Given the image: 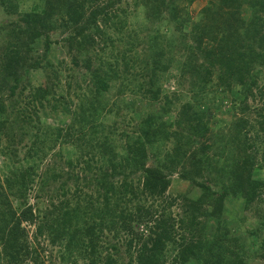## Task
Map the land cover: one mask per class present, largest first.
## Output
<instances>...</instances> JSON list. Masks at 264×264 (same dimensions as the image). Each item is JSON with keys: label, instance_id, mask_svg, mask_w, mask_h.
I'll use <instances>...</instances> for the list:
<instances>
[{"label": "trees", "instance_id": "obj_1", "mask_svg": "<svg viewBox=\"0 0 264 264\" xmlns=\"http://www.w3.org/2000/svg\"><path fill=\"white\" fill-rule=\"evenodd\" d=\"M28 1L0 0V8L8 17L0 22V30L9 38L4 45L6 70L10 71L24 59L27 54L24 51L26 41L35 43L40 38L43 39L45 50H51L53 45L63 46L76 67L81 64L91 70L92 60L93 63L102 61L101 41L98 38L106 34L108 21L112 22L114 16L119 19L112 9L122 11L116 7L121 0H108L98 4L97 0H34L32 6L26 9ZM131 2L134 10L142 12L144 25L154 27L153 37H157L161 28L171 21L180 27L182 41L192 39L195 42L183 44L187 54V63L183 66H186V71L194 74L193 95L207 109V105L215 99L221 102L227 99V95L235 115L224 129L208 136L209 129L204 123L205 111L198 113L190 104L183 108L180 118L172 122L161 121L169 109H165L162 114L151 111L141 119L137 137H128L126 145L121 146L124 149L122 165L119 163L117 173L112 172V180L124 176L123 168L129 167L132 172L128 171L127 177L139 172L141 187L128 185L126 176L119 186L112 185L108 181L107 168L100 181L110 185L106 190L111 195L105 194L106 203L101 212L111 218L109 228L114 237L120 232L130 235L129 239H125L127 248L133 241H137L135 256L132 260L129 257L128 261L112 245L103 251H97L99 239L80 233L83 227L93 231L94 223L89 225L85 219L98 215L99 209L91 201L87 203V209L81 211L82 205L78 201L80 195L77 193L81 191L78 187L74 189L72 199L63 198L56 204L51 199L48 200V206L43 208L39 206L42 203H37L35 208L28 204V192L33 190L34 184L38 187L34 198L48 199L43 193V176L40 174V183H35L34 176L43 157L53 147V139L43 142V138L46 133H60V129L55 130L47 125L37 126L42 138L37 132L31 135L30 138L34 140L26 143L24 153L19 151L22 156L16 153L13 142L2 146L3 156L18 165L9 171V177L0 188V264H23L30 258L28 256L31 249L27 246L23 222L33 225L36 222L35 238L44 236L51 245L60 244L69 255L71 253L68 250L80 245L84 249L78 255L87 258L89 264H247L250 248L254 254L264 258V178L255 177V171L259 167L264 169V104L258 105V102L263 103L264 97V85L260 84V80L264 78V23L258 16L260 13L264 14V0H209L196 16V21L186 8L180 6L184 2L189 4L192 0ZM243 7L256 8L246 20L242 19ZM113 24V27L120 29L118 32L124 28L123 23ZM186 25L189 26V31L181 28ZM57 31L61 35L53 43L50 34ZM171 34L175 37V31ZM176 37L179 38L178 35ZM175 41L176 38L170 39L163 45L153 42L160 49L153 54L154 60L161 57V54L175 52ZM73 50L77 54L73 55ZM200 60L202 62L199 63ZM155 67L156 65L151 70ZM49 68L55 76L63 74L61 69H65L60 63L54 64L52 61L49 62ZM20 72L25 75L28 73L26 69L18 71L17 68L10 75L0 78V131L7 125H16L18 120L27 122V113L14 110L8 112L5 109L3 97L6 90L8 98H12L18 89L21 92L23 88H20ZM45 78L50 79L48 76ZM106 82L104 79L90 80L92 91L77 97L76 102L72 101L70 90L66 87L68 81L66 86L61 83L53 85L51 100L46 99L48 91L45 87L28 96L33 100L40 98L47 104L53 102L48 105L51 113H44L46 118L61 120L75 106L72 121L65 129L63 143L70 142L73 147L83 151L85 147H97L99 141L98 145L104 146L102 152L107 154L110 148L108 141L111 132L114 133L111 128L118 124V120L109 127L98 123L99 119L103 120L100 97L107 89ZM153 85L152 75L149 81L138 82L137 85L138 90L145 89L150 93L151 104L160 95L159 90L152 89ZM39 104L41 107L45 106L43 103ZM122 114L123 112L118 114V118ZM143 141L154 152L151 154V165H147L148 153ZM113 160L110 159V163ZM67 164L70 166L71 161H67ZM173 173H178L181 180L200 190L198 198L186 199L183 205L184 218L176 224L166 213L165 201H161L166 198ZM60 177L62 174L59 172L50 174L52 182H57ZM69 179L70 175L66 174V181L59 184V190L65 192L64 196L70 194V190L67 191ZM212 185L217 189H213ZM158 199L160 202L156 201L158 203L154 204V200ZM234 199L240 200L242 208L250 210L255 220L245 238L234 234L229 221L222 219L226 202ZM134 201L136 202L133 203ZM88 212L92 215L89 216ZM117 212L120 213L119 216H116ZM73 216L82 218L81 222L72 225L70 220ZM142 219L153 224L146 238L133 230L132 222ZM209 224H213L215 229L207 237L206 229ZM175 225L184 229L188 237H181L180 241L175 242L172 238ZM234 226L236 232L240 230L238 225ZM171 242L172 245L169 244ZM35 250L33 249L32 254L35 255L34 261H37Z\"/></svg>", "mask_w": 264, "mask_h": 264}, {"label": "rangeland", "instance_id": "obj_2", "mask_svg": "<svg viewBox=\"0 0 264 264\" xmlns=\"http://www.w3.org/2000/svg\"><path fill=\"white\" fill-rule=\"evenodd\" d=\"M33 1L34 0L28 1L26 9L32 6ZM104 1L108 0H97V4L104 3ZM208 1L209 0H192L189 4L186 3V1L180 6L186 8L188 14L195 18L194 20L196 21V16H198V13ZM92 4L94 5V1H92ZM116 7L120 8L123 12L112 9L114 11L113 14L118 16L119 19L114 16L112 22L108 21V29L104 28V30L107 29L106 34L102 38H98L101 41L100 49H102V51L100 55L102 61L93 63L92 60L91 70L81 66V64L76 67L71 60L72 57L67 55L63 46L56 47L53 45V47L51 46V50H45L42 38L35 43L26 41L24 43L26 46L24 51H27V54L24 59L20 60L19 64L14 65L10 71L6 70L4 65L7 63V58L5 57L6 46L4 45L5 41L8 42L9 38L4 35L5 32L0 30V78L10 75V73H13L17 68L18 71L24 69L28 71L26 75L21 72L19 73V75L22 76V87L20 88L23 89L21 92L20 89H18L12 98L6 96L7 90L5 95H3L5 98V109L8 112L12 110L25 112L28 117L27 122L22 123L18 120L16 125H7L6 128L0 131V188L4 186L5 180L9 177V171L14 170L18 165L15 161L8 160L7 157L3 156L2 146H6L10 142H13V146H15L17 150L16 153L22 156L19 154V151L24 153L27 147L26 143L28 144L34 140V138H30L31 135L37 132L42 138V134H39L40 130L37 131V126L47 125L55 130L60 129V133L59 131L46 133V136L43 138L45 139L43 142L53 139V141H51L53 147L51 151L43 157L34 176L35 183H40V174L43 176L45 182L43 193L48 199L42 198L38 200L34 198L38 188L36 184H34L32 187L33 190L28 192V204L32 206V208H35L37 203H42L39 204V206L43 208L48 206V200L51 201V199L55 204L63 198L72 199L75 193L74 189L78 187L81 191L77 192L80 195L78 201L79 204L82 205L81 211L84 209L86 210L88 206L87 203L91 201L96 205V208L98 207L99 209L98 215L93 216L91 212H88L89 216L90 214L92 215L91 219L87 217L85 219L89 225L94 223L95 227L93 226V231L85 230V227H83L80 233L90 234L93 238L99 239L100 243L97 251H103L107 246L112 245L122 253L123 259L126 258L128 261L129 257L132 260L135 256L137 241H133V244L127 248L125 239H129L130 235L127 234V232H120L114 237V233L110 232L111 230L109 228L112 224L111 218H109L108 214L105 212H101V210H104V204L106 203L104 201L105 196L111 195V193L106 190L110 185L102 184L100 181L105 170L108 168V181L115 186H119L122 183L124 176L127 177L126 174L128 171L132 172L129 167H124V176H119L112 180V172L117 173L120 168L119 163L122 165L121 158L124 156V149H122L121 146L124 147L126 145L125 141L128 137H137V127L141 119L151 111L155 112V114L156 112L162 114L165 109H169L167 114L161 118V121L172 122L173 120L179 119L184 110L183 108L187 104H190L198 113H203L205 111L204 123H206L209 129L208 136L224 129L226 123L234 117L235 112L231 109L230 97L227 95V99L225 98L221 102L215 99L213 103L206 104L208 109L205 107L204 103H199L197 101L192 93L194 74L191 73V71H186V66H183L187 63V54L183 48V44H195V42L192 41V39L182 41L180 27L175 22L170 21L168 24H165L166 26L161 28L160 34L157 37H153L152 35L155 32L154 27L144 25V19L141 17L142 12L134 10L131 0H121L116 4ZM255 9L256 8L249 9L248 7H243L242 19L246 20ZM258 16L260 17V21L264 23V14L260 13ZM6 18H8L7 15L0 8V22ZM13 18L16 17L13 16ZM113 23H118V25L123 23L124 28L121 29V32H118L117 30L120 29L113 27ZM145 24L147 23L145 22ZM181 28L185 31H189L190 29L188 25ZM172 31H175V37L171 34ZM59 33L60 32L57 31L50 34L53 43L59 40L61 35V33ZM177 35L179 38L176 37ZM175 38V45H177L175 52L171 51L161 54V57L158 56V58L154 60L153 54L160 50L159 46H155L154 43L156 44V42H158L160 45H163L170 39L174 40ZM127 48L130 50L125 51ZM72 54H77V52L73 50ZM196 55H198V53ZM51 61L52 63L54 62V64L60 63L61 66L65 67V69H61L63 70V74L61 73V75L58 76L52 74V69L49 68V62ZM36 62H38V64H36ZM145 62H148V64H145ZM198 62L200 63L202 61L200 60ZM155 65L156 67L154 70H151ZM151 75L152 81L154 82L152 89L159 90L160 94L158 100L155 101L154 104L150 102V93L146 92L145 89L144 91L143 89L138 90L139 88L137 86L138 82L145 83L149 81ZM47 76L50 79L45 78ZM97 79H104L107 81V89L105 92H102L100 97L102 101L100 111L103 120L101 121L99 119L98 123L101 126L104 125L109 127L118 120V124L111 128L114 133L111 132L112 136L110 135L108 141L110 148L107 154L102 152L104 146L98 145L99 141H97V147H85L83 151H80L77 147H73L70 142L66 144L63 143L62 139L66 133L65 129L70 124V121H72V112L76 110L75 106H72L70 109L71 112L63 115V119L61 120L46 118L44 113L46 112L48 115L51 113V108L48 105H52L53 102L51 101V103L47 104L45 101L40 100V98L33 100L28 96L29 93L34 94L36 90L45 87L48 91L46 99L51 100L52 96L50 94L54 88L53 85L56 86V84L61 83V85L66 86V81H68L66 87L70 90L72 101L76 102L77 97H82L83 93L92 91L93 87L92 84H90V80ZM260 81V84L264 85V78ZM43 84L44 86H41ZM147 88L148 86L146 89ZM4 89L2 90L3 92ZM55 90L58 91V88L55 87ZM220 97L222 98V96ZM262 101L263 103L258 102V105L264 104V97ZM39 103H43L45 106L41 107ZM33 111L36 112V114H34ZM121 112H123L122 117L118 118V114H121ZM19 118H21V116ZM174 129L176 128L174 127ZM198 142L199 140L196 141V143ZM143 143L148 153L147 165H151V162H153V156H151V154L154 152L151 147L147 145V142L143 141ZM110 159H114L112 163H110ZM67 161H71L70 166H68ZM56 172L62 174V177H60L57 182H52L50 174ZM66 174L70 175V179L67 180L69 184L66 183L67 187H69L67 191L70 190V194L64 196L65 192L59 190V184L62 181H66ZM139 174L140 173L137 172L129 175V177L126 178L127 184L133 185L134 187H141V181H139L138 178V176H140ZM255 177L264 178V169H260L259 167L255 171ZM212 186L213 189H217L215 185ZM199 195V189L189 184V182L181 180L178 173H173L170 177V184L165 194L166 198H163L161 201H165L164 207L166 213L170 215L171 221L174 220V224H176L180 219L184 218L183 205H185L186 199L194 200L198 198ZM156 201L160 202L159 199L154 200V204L158 203ZM135 202L136 201L133 203ZM146 202L150 201L146 200ZM13 205L16 204L13 203ZM224 208L225 211L222 219L229 221L228 224L232 225L231 228L234 234L245 238L248 230L251 229V224L255 223L251 211L243 209L238 199L226 202ZM119 215L120 213L117 212L116 216ZM71 218L70 222L72 225H76L82 220L80 217L73 216ZM74 218L76 219L74 220ZM34 224L35 225L26 222L22 223L27 234V246L31 249L29 250L31 254L28 256L30 258L23 264H89L87 258L84 259L78 255L79 252L83 253L82 249H84L81 248L80 245L68 250V253H71L69 255L60 244H57L58 246H53L44 236L35 238L37 224L36 222ZM132 224L133 230L144 236V238L149 236L150 229L153 225L147 219L139 220V222H132ZM234 224L240 227L239 231L236 232ZM174 229L175 233L172 235V238L175 242L180 241L181 237H188V233H185L184 229L179 228L177 225L174 226ZM214 229L215 227L213 224L207 226V237L212 235ZM169 244L172 245V242ZM33 249H36L37 261L33 259L35 257V255L32 254ZM0 251H2L1 246ZM247 254V264H264V258L258 254H254L252 248L249 249Z\"/></svg>", "mask_w": 264, "mask_h": 264}]
</instances>
